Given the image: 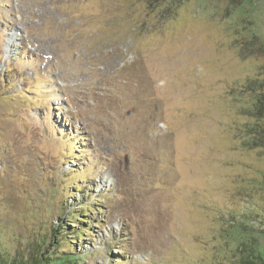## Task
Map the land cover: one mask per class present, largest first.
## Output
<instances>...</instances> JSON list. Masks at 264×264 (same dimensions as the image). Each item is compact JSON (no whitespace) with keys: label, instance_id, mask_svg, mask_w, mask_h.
Here are the masks:
<instances>
[{"label":"rangeland","instance_id":"obj_1","mask_svg":"<svg viewBox=\"0 0 264 264\" xmlns=\"http://www.w3.org/2000/svg\"><path fill=\"white\" fill-rule=\"evenodd\" d=\"M252 40L264 0H0V259L264 258Z\"/></svg>","mask_w":264,"mask_h":264},{"label":"trees","instance_id":"obj_2","mask_svg":"<svg viewBox=\"0 0 264 264\" xmlns=\"http://www.w3.org/2000/svg\"><path fill=\"white\" fill-rule=\"evenodd\" d=\"M254 39H257V38H254ZM251 46L253 48L256 47L254 49H251L253 50L251 51V53H259V54L264 55V43H261L259 41L258 45H256V43L252 40ZM253 84L257 85L258 92L254 94V103L252 107L250 108L249 112L255 118L256 127H258L254 138H256L257 141L259 142L258 145L264 146V80L263 79L259 80L257 78L255 79L248 78L246 80V86H248V90L254 89L255 86H252ZM50 122H51V125L57 123L56 120L54 119H52V121L50 120ZM63 128L66 129L65 126H63ZM83 199L85 200V201L83 200L85 202L84 205L89 206V199H85V197H83ZM72 211H69V213H70V216L73 217L74 216L73 212H76V211H73V212ZM82 222H78V227L74 229L73 230L74 232H72L71 234H74V233L82 234L88 229L84 227L86 225L84 223L86 222H83V224ZM55 233H57L56 229L49 236L48 246L46 245V242L44 241L36 242L34 243L32 250L29 251L24 256V259H20L18 261V260H15L16 258H14V259L4 262V260L1 258L0 259L1 263L2 264H73L77 262V260L81 258V256L79 255L80 253L76 251V244H74L71 241L69 242L66 239L67 238L66 236L60 237L58 241H55V240L53 241V239L56 238ZM249 253L250 255L244 254L238 260H233L230 264H264L263 257L257 255L253 251H250Z\"/></svg>","mask_w":264,"mask_h":264}]
</instances>
